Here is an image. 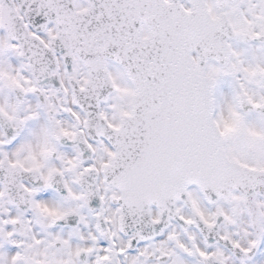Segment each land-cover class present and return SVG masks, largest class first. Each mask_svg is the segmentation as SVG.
Masks as SVG:
<instances>
[{
    "label": "snow or ice",
    "instance_id": "obj_1",
    "mask_svg": "<svg viewBox=\"0 0 264 264\" xmlns=\"http://www.w3.org/2000/svg\"><path fill=\"white\" fill-rule=\"evenodd\" d=\"M0 264H264V0H0Z\"/></svg>",
    "mask_w": 264,
    "mask_h": 264
}]
</instances>
